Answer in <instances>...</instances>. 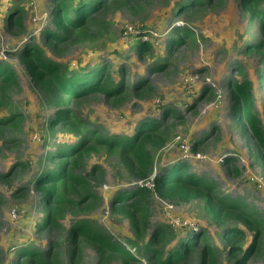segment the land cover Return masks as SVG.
Returning <instances> with one entry per match:
<instances>
[{
	"label": "rangeland",
	"instance_id": "rangeland-1",
	"mask_svg": "<svg viewBox=\"0 0 264 264\" xmlns=\"http://www.w3.org/2000/svg\"><path fill=\"white\" fill-rule=\"evenodd\" d=\"M186 1L133 0L109 10L103 16L107 28L97 37L91 28L90 37L94 39L66 43L57 53L47 48V54L69 71H80L83 63H88L86 69L107 64L113 78H123L127 84L125 94L116 100L92 93L70 100L64 97L66 102L55 105L19 61L24 44L42 45L44 31L54 29L51 0H0V61L13 66L19 76V83L9 91L0 108V118L12 111L21 117L18 124L1 125L0 130V264H14L19 247L27 244L41 251L56 244L61 253L67 254V234L76 219H87L107 230L140 257L142 241L133 237L129 220L113 212L110 205L117 190L140 188L141 180L125 168L119 148L100 144L85 154L86 172L99 165L88 182L97 200H87L84 208L65 209L58 217L57 227L49 225L44 231L36 228L45 212L40 205L42 191L36 190L34 182L46 168L56 169L58 162L52 163L47 157L51 152L76 142L88 129L98 127L106 137L132 134L141 121L160 119L167 105L173 106L180 116L172 114L165 123L170 138L155 153L154 173L176 161H187L192 171L215 180L221 195L243 200L264 218L262 150L238 117L233 116L227 89L228 80L239 75L237 67L243 66L254 81L256 103L264 119V81L260 76L263 64L259 55L245 51L249 42L260 37L258 28L248 23L249 13L241 7L240 0H222L211 7H196L189 15H179V6ZM18 5L23 8L26 30L9 32L1 17ZM184 27L191 31L188 37ZM172 38L183 39L171 45ZM140 40L152 44L149 51L139 54L136 47ZM206 87L210 90L203 95ZM65 106L72 116L87 124L76 135L64 134L58 126L54 131L48 130L49 118ZM186 146L188 158L182 153ZM226 156L234 157L233 161L226 163ZM142 181L141 187L151 184ZM206 199L172 203L154 196L150 199L148 237L160 225L171 227L175 235L188 227H198L208 230L218 244L222 228ZM226 225L237 227L242 223L230 220ZM252 239L253 234L246 229L247 244ZM81 247L82 260L78 264H96L97 253L92 246L83 242ZM65 264H71L67 255ZM138 264L150 263L145 256ZM219 264H232L225 252ZM250 264H264V239Z\"/></svg>",
	"mask_w": 264,
	"mask_h": 264
},
{
	"label": "trees",
	"instance_id": "trees-1",
	"mask_svg": "<svg viewBox=\"0 0 264 264\" xmlns=\"http://www.w3.org/2000/svg\"><path fill=\"white\" fill-rule=\"evenodd\" d=\"M131 1L133 0H51L50 16L54 29L44 31L42 45L31 42L24 44L19 53V61L33 80L46 90L55 105L66 102L64 97L70 100L87 94L102 93L116 100L125 94L127 87L125 80L123 78L115 80L107 64L86 69L84 66L88 63H83L80 71H69L57 59H52L46 49L57 53L66 43L94 39L108 26L103 16L109 10ZM221 1L188 0L180 4L179 15L184 13L189 15L197 9L196 7H211ZM263 1L240 0L241 7L249 13L248 23L258 28L260 37L255 42H249L245 51L260 56L263 64L260 75L262 81H264ZM1 19L9 32L14 33V30L18 29L19 33H23L26 30L23 8L19 5L11 7ZM92 27L96 30L95 37H90ZM182 30L186 37L191 33L186 27ZM182 39L172 38L170 44L182 42ZM151 46L150 42L140 40L136 48L140 51L139 54H142L149 51ZM236 71L239 75L227 82L231 110L233 116L238 117L243 128L254 138L256 146L262 150L261 156L264 159V119L256 103L254 81L243 66L239 65ZM17 83L19 76L14 67L0 61V108L4 106L9 91ZM147 87L148 85L143 86L141 90ZM209 90L210 88H204L203 95ZM12 112L11 115L0 118V130L1 125L14 126L20 122L21 117L15 111ZM172 114L180 116L173 106H164L160 119L143 120L132 134L127 135L106 137L98 127L88 129L76 142L68 143L51 152L47 157L52 163L58 162L56 169L46 168L39 173L34 182L36 190L42 191L40 205L45 212L44 218L41 223L36 224V228L44 231L49 225L57 227L58 217L65 209L84 208L83 204L87 200L95 202L97 200V195L89 188L88 182L95 175L99 165L93 166L90 173L86 172L83 162L85 154L100 144L119 148L125 168L135 178L150 180L153 183V188L145 186L129 192L117 190L110 202L113 212L129 220L135 233L133 237L142 241L140 246L143 249L139 247L138 250L140 257L133 255L131 250L116 241L107 230L97 228L87 219H76L67 234V254L61 253L56 244L50 245L44 251L27 244L19 247L14 264H65L66 255L71 264H78L82 260L83 242H88L96 251V264H109L113 261L121 264H138L145 256L150 264L191 262L219 264L223 252L232 264H250L253 254L260 251V243L264 239V218L260 212L255 211L241 199L221 195L215 180L192 171L187 161H176L163 168L160 173H154L155 153L163 148L170 138V129H167L165 123ZM72 115L68 106L61 107L49 118L48 130L54 131L58 126L59 130L62 128L64 134L76 135L80 128L87 124ZM195 148L196 145L193 149ZM233 158L226 156L225 162H232ZM154 196L172 203L207 198L215 221L222 228L218 244L213 241L208 230L198 227H188L187 231L175 235L171 227L160 225L153 228L148 237L150 199ZM230 220L240 221L242 226H227ZM246 229L253 234L249 244L246 240Z\"/></svg>",
	"mask_w": 264,
	"mask_h": 264
},
{
	"label": "built area",
	"instance_id": "built-area-1",
	"mask_svg": "<svg viewBox=\"0 0 264 264\" xmlns=\"http://www.w3.org/2000/svg\"><path fill=\"white\" fill-rule=\"evenodd\" d=\"M182 148H184V147H182ZM182 153H183V156L185 158H188L190 156L189 148L186 146V148L183 149ZM147 181L150 182V180H147ZM138 184H139V187L143 186V181L141 180ZM147 187L153 188V183L151 182V184L149 186H147Z\"/></svg>",
	"mask_w": 264,
	"mask_h": 264
}]
</instances>
